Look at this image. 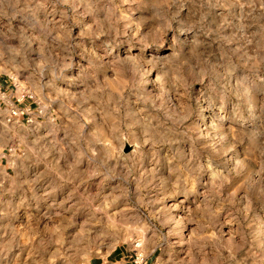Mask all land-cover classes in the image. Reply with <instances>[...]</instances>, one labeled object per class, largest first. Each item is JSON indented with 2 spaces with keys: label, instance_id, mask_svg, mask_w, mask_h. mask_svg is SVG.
Wrapping results in <instances>:
<instances>
[{
  "label": "clouds",
  "instance_id": "9594fccd",
  "mask_svg": "<svg viewBox=\"0 0 264 264\" xmlns=\"http://www.w3.org/2000/svg\"><path fill=\"white\" fill-rule=\"evenodd\" d=\"M0 264H264V0H0Z\"/></svg>",
  "mask_w": 264,
  "mask_h": 264
}]
</instances>
